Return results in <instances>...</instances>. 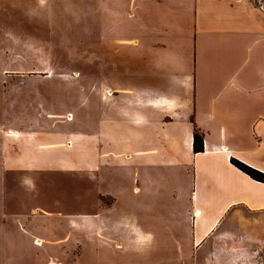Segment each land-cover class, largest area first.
I'll list each match as a JSON object with an SVG mask.
<instances>
[{
  "label": "rangeland",
  "instance_id": "rangeland-1",
  "mask_svg": "<svg viewBox=\"0 0 264 264\" xmlns=\"http://www.w3.org/2000/svg\"><path fill=\"white\" fill-rule=\"evenodd\" d=\"M101 1L32 0L25 6L0 0V264H264V239L251 238L246 230L224 232L206 247H199L194 238L192 247L182 242L178 226L188 209L185 180L191 167L174 163L167 151L160 159L153 155L157 151H136L158 149L152 123L168 122L172 105H184L182 114L189 109L196 98L195 79L192 84H156L162 70L156 67L160 63L153 66L155 50L147 44V60L134 63L138 37L133 20L121 37L129 45H111L114 38L106 40L104 31L120 27L99 21L105 14ZM178 5L184 11L185 4ZM164 8L160 18L165 25L154 26L160 33L172 23L171 8ZM122 12L124 18V8ZM175 24L184 27L183 21ZM179 33L153 37L176 48V55H166L163 64L190 63L189 45ZM105 46L121 47L126 55L111 50L108 63H103ZM115 75L122 83L112 81ZM109 89L118 93L109 94ZM136 96H141L139 102ZM61 113L71 114L68 127L85 137L74 139L84 163L87 142L99 145L98 181L90 180L86 171L60 167L62 149L58 155L38 152L43 167L17 164L30 137L43 145L67 144L68 135L58 141L67 128L60 129L66 121ZM135 113L150 122L132 124ZM172 133L165 128L162 142L168 143ZM104 192L114 202L100 197ZM108 206L112 209L102 214ZM72 214L95 216L102 228L99 239H90L85 227L68 245L48 251L45 243L35 245L38 236L29 221L65 238V232L55 228L70 224ZM46 258L49 262H43Z\"/></svg>",
  "mask_w": 264,
  "mask_h": 264
},
{
  "label": "crops",
  "instance_id": "crops-1",
  "mask_svg": "<svg viewBox=\"0 0 264 264\" xmlns=\"http://www.w3.org/2000/svg\"><path fill=\"white\" fill-rule=\"evenodd\" d=\"M31 1L13 0L25 6H31ZM101 2L105 4V14L99 15V21H103L105 26L109 22L117 23L120 27L116 32L104 31L106 40L114 38L110 40L111 45H129V41H122L121 37L127 31L128 22L133 20L134 31L138 37L133 50L134 63L143 64L147 60V44L155 50L157 57L153 66L160 63L156 67L162 70V75L158 74L156 84L191 83L195 79L196 98L189 109L182 114L184 105H172L170 112L173 117L168 122L152 123L157 128L156 135L160 144L158 149L136 151V154L157 151L158 154H153L157 155V159L165 157L160 154L167 151V157L171 161L184 168L191 167L187 170L188 176L185 180V191H189L188 209L183 215V222L178 226V229L183 231L184 245L192 247L191 238H194L199 247H206L213 239L233 229L246 230L251 238L264 239V183L252 179L231 162L232 158H235L264 173V3L257 0ZM179 3L185 4L184 11ZM164 7L171 8L173 21L162 29L166 32L160 33L154 26L165 25L160 18V14L166 11ZM128 8L134 11H129ZM177 20L183 21L184 27H177ZM175 32H180L179 34L183 35V43L189 45L190 63H162L166 55H176V48L165 40H155L153 37L156 34L170 36ZM146 40H149L148 43ZM157 48L162 50H158V53ZM111 50H114L115 54L124 53L121 47L105 46L103 63H108L106 55ZM125 51L127 52L128 48H125ZM50 67L54 68L53 61L50 62ZM112 81L122 83L121 77L117 75ZM123 91L126 90H120ZM108 93L115 95L118 92L109 89ZM140 98L141 96L135 97L138 102ZM126 99L132 100L128 95ZM165 99L170 100L171 97ZM154 102L160 104L158 98H155ZM60 115L66 118L60 129L64 126L67 128L62 129L63 134L59 136L58 141L64 142V136L68 135L67 144L43 145L37 137H30L31 143L24 148L23 159H16L19 161L17 164H35L43 167L38 152L55 151L58 155L57 151L62 149L59 153L63 158L60 160V167L86 171L90 180L98 181L95 173L99 166L96 159L99 145L86 141L87 160L84 163L85 156L79 153L80 148L76 146L74 139L83 140L85 137L68 127L72 119L68 120L67 117L71 114ZM149 122L147 116L135 113L132 124L143 125ZM176 122L181 123L182 129L181 126H176ZM167 127L173 133L169 142L164 143L165 140L162 142L160 137ZM196 130L202 134L205 147V151L198 154L194 152ZM165 145H168V149L164 148ZM11 160L13 164L15 159ZM66 163H73L74 166H68ZM102 196L112 198V201L114 198L107 192L102 193L100 197ZM110 206L103 209L102 214H107L109 209H112ZM71 217L70 224L55 228V231H64L65 238L53 232V229L48 230L29 221V229L37 232L35 245L43 247L45 243L47 251L51 247L68 245L74 235H80L85 227L90 239H99L102 228L97 227L95 216L72 214ZM55 238L57 239L54 240ZM47 261L49 262V259L46 258L43 262Z\"/></svg>",
  "mask_w": 264,
  "mask_h": 264
},
{
  "label": "trees",
  "instance_id": "trees-1",
  "mask_svg": "<svg viewBox=\"0 0 264 264\" xmlns=\"http://www.w3.org/2000/svg\"><path fill=\"white\" fill-rule=\"evenodd\" d=\"M205 151L204 147V138L202 134L196 130L194 134V152L196 154L202 153ZM232 164L236 166L239 170H241L243 173L247 174L250 176L252 179L264 183V173L235 159L232 158L231 160Z\"/></svg>",
  "mask_w": 264,
  "mask_h": 264
},
{
  "label": "bare ground",
  "instance_id": "bare-ground-1",
  "mask_svg": "<svg viewBox=\"0 0 264 264\" xmlns=\"http://www.w3.org/2000/svg\"><path fill=\"white\" fill-rule=\"evenodd\" d=\"M38 242H39V241H38ZM38 242H37V243H38Z\"/></svg>",
  "mask_w": 264,
  "mask_h": 264
}]
</instances>
